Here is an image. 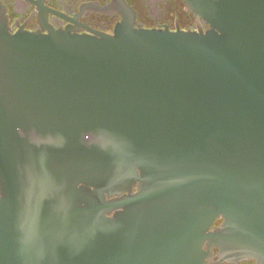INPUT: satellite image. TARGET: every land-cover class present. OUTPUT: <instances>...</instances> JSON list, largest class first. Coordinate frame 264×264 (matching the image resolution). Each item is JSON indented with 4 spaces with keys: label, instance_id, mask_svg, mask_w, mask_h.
<instances>
[{
    "label": "water",
    "instance_id": "95a60500",
    "mask_svg": "<svg viewBox=\"0 0 264 264\" xmlns=\"http://www.w3.org/2000/svg\"><path fill=\"white\" fill-rule=\"evenodd\" d=\"M185 3L210 29L0 20V264H264V0Z\"/></svg>",
    "mask_w": 264,
    "mask_h": 264
},
{
    "label": "flooded vegetation",
    "instance_id": "af4514ba",
    "mask_svg": "<svg viewBox=\"0 0 264 264\" xmlns=\"http://www.w3.org/2000/svg\"><path fill=\"white\" fill-rule=\"evenodd\" d=\"M185 0H0V20L11 34L21 30L48 35L50 31L75 35L103 33L116 36L125 20L137 29L184 31L210 29L187 11ZM218 219L211 231L219 228ZM219 248L203 245L206 264H257L254 259L222 260Z\"/></svg>",
    "mask_w": 264,
    "mask_h": 264
}]
</instances>
